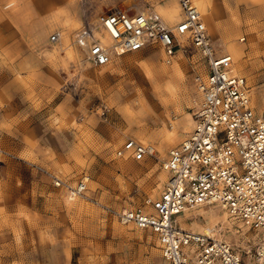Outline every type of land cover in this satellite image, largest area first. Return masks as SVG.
Wrapping results in <instances>:
<instances>
[{"label":"rangeland","instance_id":"obj_1","mask_svg":"<svg viewBox=\"0 0 264 264\" xmlns=\"http://www.w3.org/2000/svg\"><path fill=\"white\" fill-rule=\"evenodd\" d=\"M206 2L217 15L215 25L222 23L216 30L204 23L215 54L226 52L215 41L227 39L230 31L239 51L232 56L234 69L259 111L264 104V0ZM132 3L169 26L174 22L168 12L180 17L174 0L167 9L157 0ZM75 29L67 23L61 31L69 45L62 50L64 43L48 45L52 30L35 28L27 46H11L8 63L0 62V91L7 86L3 99L0 94V264H164L154 233L121 226L111 213L141 208L144 198L159 196L166 182L161 163L192 130L190 124L184 130L199 102L192 78L205 73V62L182 38L185 52L177 51L169 64L152 45L104 67L80 66L81 56L69 43ZM25 49L35 60L29 70L17 62ZM5 64L10 77L3 73ZM159 70L166 75L158 76ZM101 104L109 110L105 120L94 113ZM128 139L151 145L153 157L140 162L117 157ZM83 178L84 195L71 196L65 187ZM55 181L64 187L55 188ZM179 220L185 230L199 225L216 232L213 238L242 261L252 259L259 237L220 208H194Z\"/></svg>","mask_w":264,"mask_h":264},{"label":"built area","instance_id":"obj_2","mask_svg":"<svg viewBox=\"0 0 264 264\" xmlns=\"http://www.w3.org/2000/svg\"><path fill=\"white\" fill-rule=\"evenodd\" d=\"M174 2L181 19L169 26L153 11H139L132 0H75L78 27L71 34V44L90 67H103L152 45L162 50L169 64L177 51L185 52L178 37H184L206 66L204 76L195 73L192 78L200 97L194 127L184 143L167 152L161 167L168 177L159 196L143 201L141 208L111 215L121 226L154 233L164 264H264V105L259 111L250 106L244 79L230 71L228 56L215 54L192 1ZM59 41L57 32L47 37L49 46ZM108 111L101 104L94 113L105 120ZM124 154L140 162L152 158L154 151L128 139L116 152L117 157ZM84 180L65 188L83 196ZM53 185L64 187L60 181ZM215 204L259 237L249 262L222 241L179 228L176 217L184 210Z\"/></svg>","mask_w":264,"mask_h":264},{"label":"crops","instance_id":"obj_3","mask_svg":"<svg viewBox=\"0 0 264 264\" xmlns=\"http://www.w3.org/2000/svg\"><path fill=\"white\" fill-rule=\"evenodd\" d=\"M192 1L196 4L199 11L200 7L198 3L204 5L203 13L205 17L203 24L205 23L209 29H221L222 23H220V25L218 26L215 25L214 18L217 15L210 11L206 0ZM169 13L170 12H168L167 14ZM74 15L75 0H0V62L8 63L9 58L12 56L11 52L13 51L10 48L11 46H27L30 42L29 32H31V30L35 28L39 29V31L52 30L53 32H57L61 37V41L58 45L62 47V43H64V48H68L69 45L64 42V38L62 41L63 33L61 31L66 28L67 23L72 28H75V26L76 28L78 27V21L77 19H74ZM175 15L178 16V14ZM70 17H73V19H71ZM180 19L181 18L179 17V19L174 22V24L177 23ZM225 23L226 22H224V24ZM13 28L19 31L18 37L14 36L15 32L11 33V30ZM60 28L61 30L57 31ZM228 32L230 31H227V33ZM227 33V39L222 40L221 38H218L215 42L218 43V46L223 45L231 47L234 52L233 56L237 57L239 51L230 40L232 34L228 36ZM69 43H71V39ZM21 52L22 54L17 60L18 67L26 68V70L31 69L33 67L31 63H34L35 60L32 59L33 57L29 56L30 54H28V51L26 49ZM226 54L230 55L229 53ZM4 66L5 69H2L3 73H5L7 77H10V66L6 64ZM14 67L16 68L17 66L15 65ZM6 87L7 86H4V88H2L0 91L2 99L4 98V89ZM5 98H7V96ZM130 117L131 118L129 120L132 119V116ZM189 121L185 122L184 130L189 126Z\"/></svg>","mask_w":264,"mask_h":264},{"label":"bare ground","instance_id":"obj_4","mask_svg":"<svg viewBox=\"0 0 264 264\" xmlns=\"http://www.w3.org/2000/svg\"><path fill=\"white\" fill-rule=\"evenodd\" d=\"M192 1V0H191ZM192 3L195 5V7L197 8V10H198V12H199V15H200V18H201V20H203L204 21V13H203V7H204V5H202V4H200V3H198V5H199V7H200V11H199V9H198V7L196 6V4L192 1ZM167 17L169 18V19H172V21L173 22H176L178 19H179V17L178 16H176L175 15V12L172 10V11H170V13L169 14H167ZM165 23V22H164ZM173 26V25H172ZM60 37V36H59ZM183 38V41L182 42H184V37H178V41H179V43H181L180 42V40L179 39H182ZM60 41H61V37H60ZM60 41H59V43H60ZM101 41L105 44L106 43V41L105 40H103V39H101ZM58 43V44H59ZM216 46V45H215ZM52 47V46H51ZM72 47L74 48V46L72 45ZM217 47V46H216ZM218 48V47H217ZM67 49V48H66ZM75 49V48H74ZM62 50H65V48L64 49H62ZM76 50V49H75ZM220 50V49H219ZM218 49H217V52H216V54L217 55H222V54H224V55H226V56H228L229 58H230V61H231V67H230V71H232V73L233 74H235V75H237V76H239L238 75V73L235 71V69H234V66H233V60H232V56L234 55V52H233V50L231 49V47H225L224 48V51H226L227 53H229L230 55H228V54H226V53H221V50L219 51ZM60 51V50H59ZM77 51V50H76ZM234 57V56H233ZM80 58V57H79ZM114 60V59H113ZM111 63V62H110ZM86 63H84L83 61H82V59H80L79 60V65L81 66V65H85ZM108 65V64H107ZM106 66V65H105ZM104 67V66H103ZM201 74V73H200ZM157 75L158 76H165L166 75V72L163 70V71H160L159 70V72L157 71ZM205 75V73H202V75L201 76H204ZM239 77H241V76H239ZM204 78V77H203ZM243 78V77H242ZM244 79V78H243ZM250 91V90H249ZM251 92V91H250ZM198 95V94H197ZM198 97H199V95H198ZM199 99H200V97H199ZM249 99H250V106L251 107H253L252 106V102H251V95H249ZM264 105V104H263ZM254 108V107H253ZM193 119V118H192ZM190 120L189 121V124L192 126V123H193V126H192V129H193V127H194V120ZM192 131V130H191ZM191 133V132H190ZM189 133V134H190ZM189 136V135H188ZM187 136V137H188ZM168 137H170V135H168ZM186 137V138H187ZM186 138L181 142V143H184L185 141H186ZM131 141H133V142H135V143H137L136 141H134V140H131ZM137 144H139V143H137ZM140 145H142V144H140ZM148 146H150L151 148H152V146L151 145H149V144H147ZM144 146V145H143ZM153 149V148H152ZM170 150H172V149H170ZM169 150V151H170ZM154 151V150H153ZM126 154H124L123 156H125ZM154 155V154H153ZM122 156V157H123ZM166 156H167V154H166ZM166 159V158H165ZM164 159V160H165ZM164 160L162 161V163L164 162ZM162 163H161V165H162ZM161 170L166 174V181H167V177H168V175H167V172L166 171H164V169L161 167ZM84 183V182H83ZM84 185H85V187H86V184L84 183ZM71 196H75V195H72L71 194ZM75 197H78V196H75ZM80 197V196H79ZM157 198V197H156ZM155 198V199H156ZM143 201H148V202H150V201H152L151 199H149V198H144L143 199ZM207 206H215V207H218L219 208V206L218 205H207ZM134 207V206H133ZM220 210H222V209H220ZM188 211H190V210H184L180 215H178L176 218H177V222H178V226H179V228L181 229V230H184V231H187V232H189V233H192V234H196V235H201V236H204V237H208V238H213L214 237V235H216L214 232V234L210 231H208L206 228H204V227H201V226H199V225H196L194 228H190L191 229V231H189V230H185L184 228H182L181 227V224H180V220H179V217L182 215V214H184V213H186V212H188ZM223 212H224V214H225V216L227 217L228 216V214L224 211V210H222ZM200 215V214H199ZM226 221H224V223H226L228 220L227 219H225ZM242 224V223H241ZM242 226H244V225H242ZM245 227V226H244ZM218 241H220L219 239H218ZM228 245V244H227Z\"/></svg>","mask_w":264,"mask_h":264},{"label":"snow or ice","instance_id":"obj_5","mask_svg":"<svg viewBox=\"0 0 264 264\" xmlns=\"http://www.w3.org/2000/svg\"><path fill=\"white\" fill-rule=\"evenodd\" d=\"M157 3H159L161 9H167L170 6V4L172 3V0H157ZM182 3H183V0H182ZM192 18L195 19V17H192ZM185 27H186V25L181 26L179 30L181 32H183L185 30ZM201 27H202V25H201ZM136 47H139V45H136ZM97 51H99V50L97 49ZM220 63H224V61H220ZM49 143L51 144L52 147H55V141L51 140L50 138H49ZM205 143L207 144V140H205ZM128 147H132V145L129 144ZM137 158H139V154H138Z\"/></svg>","mask_w":264,"mask_h":264}]
</instances>
